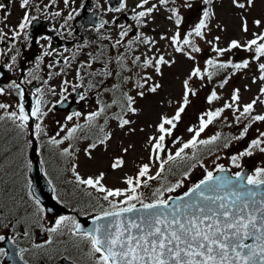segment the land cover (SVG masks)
Instances as JSON below:
<instances>
[{"label": "snow or ice", "instance_id": "1", "mask_svg": "<svg viewBox=\"0 0 264 264\" xmlns=\"http://www.w3.org/2000/svg\"><path fill=\"white\" fill-rule=\"evenodd\" d=\"M74 2L40 0L35 4L34 0H19L23 15L15 25L9 23L11 12L4 11L7 5L0 3L3 12L0 77L9 79L0 86V96L15 97L14 102H0V133H11L0 142V229L12 233L9 239L12 247L7 250L0 247V258L15 261L18 257L22 264H29L26 253L52 257L58 248L65 252L74 248L82 264H264V167L248 172L241 164L245 157H253L256 152L264 154V19L253 18L251 26L249 23L256 0H231V7L237 10L232 15L238 18L243 36L230 39L226 46H221L220 35L209 38L216 17V0H203L202 17L183 32L180 25L184 18L177 0H133L131 4L129 0H115L114 4L105 0L107 7L103 11L113 15L98 19L95 31L99 35L92 41H80L72 49L65 47L58 51L52 46L51 37H41L47 43L36 40L42 54L34 66L26 72L20 69L14 79L7 77L6 73L15 74L19 67L18 43L29 41L28 29L39 18L34 13L63 18L59 27L71 37L74 33L69 22L79 15L72 8ZM58 3L70 9L66 15L63 9L53 11ZM162 11L167 13L165 18L175 30L171 35L160 34L159 39L166 43L159 46V41L144 30L150 29ZM214 27L226 31L219 23ZM200 42L208 45L207 50ZM168 48L171 51H166ZM205 51L210 54L201 64L197 54ZM239 52L247 56L234 59ZM81 54L84 59H79ZM173 54L190 61L191 67L182 81L179 98L166 102L169 106L175 104L172 112L160 113L151 125L154 131L145 142L147 161L136 163L134 172L122 176L123 187L107 186L104 171L82 174L75 162L81 151L78 144L88 141L83 152L91 160L97 148L107 151L113 138V132L107 130L109 121L126 130V134H134L137 128L132 126L133 117L140 113L138 98L144 99L162 88L155 77H162L163 68L176 63ZM49 57L60 58L49 62ZM41 65H45L46 78L37 74ZM70 72L75 83L66 78ZM238 74L246 76L250 84H245L243 90L233 87L225 97L219 90L225 89ZM54 78H59V93L50 84ZM110 79L117 82L108 88L106 81ZM195 80L201 82L202 88L215 86L206 96L210 107L187 127L191 136L183 140L175 135V130L191 103L190 98L197 95ZM34 81L39 83L29 92L26 86ZM85 83L88 90L101 85L97 95L110 93V103L98 99L97 110L86 115L81 112L67 115L65 120L73 123H61L50 134L45 118L56 105L49 107L45 96L59 95L57 104H63L70 88L83 89ZM252 85L257 86L256 92L246 101L243 93L251 92ZM29 95L34 101L30 109L26 107ZM77 96L84 100L86 92H77ZM80 117L83 123L74 122V118ZM101 117L103 122L98 123ZM217 123L235 126L238 134L225 136L216 131L202 138ZM241 141H246L245 147L228 157L232 168L239 169L232 172V168L217 162L220 157L215 153ZM118 146L120 155L112 157L109 164L112 171L126 167L125 157L134 148L133 144ZM30 153L46 156L42 165L59 159L64 167L57 171L71 173L72 179L66 182L74 186V192L82 191L92 198L90 227L69 215L46 223L48 212L28 175L33 167ZM207 156H215L211 167L205 163ZM197 167L202 169V177L186 183ZM44 174L47 176L48 172ZM169 176L175 179L170 180ZM52 190L55 192L56 187ZM93 192L98 195L93 196ZM32 229L46 234L43 242L19 247V239L30 238ZM5 239L6 235H0V241ZM63 259L67 261L68 257ZM81 260L73 259L70 264H81Z\"/></svg>", "mask_w": 264, "mask_h": 264}, {"label": "rangeland", "instance_id": "2", "mask_svg": "<svg viewBox=\"0 0 264 264\" xmlns=\"http://www.w3.org/2000/svg\"><path fill=\"white\" fill-rule=\"evenodd\" d=\"M130 4L133 0H129ZM177 4L180 5V14L184 18L182 24L180 25L181 31L190 30L196 23H198L199 19L202 17V10L204 9L205 5L203 4V0H177ZM191 5L190 7L188 5ZM214 11L216 13V17L212 21V30L209 35V38L215 35L221 36V46H226L227 42L230 39L241 38L243 36L242 33L239 32L238 25L239 20L236 17H233L232 13L237 11L231 7V0H216ZM167 16L166 12H161L157 15L156 20L152 25H150V29L154 28L155 31H150V29H145L144 31L148 32V34L153 35L158 41L159 46H164L165 41L159 39L160 34L167 33L171 35V33L175 30L172 23L168 21L165 17ZM253 18H262L264 19V0H256L255 6L250 10L249 14V23L251 26V20ZM219 23L221 26L226 28L225 32L218 31L214 25ZM203 47L207 50L208 45L200 42ZM166 51H171L168 48ZM207 51L202 54H197L198 62L203 64L204 58L209 55ZM243 52H239L236 54L234 59L239 60L242 57L247 56ZM176 60V63L173 64L171 67H164L163 68V76L162 77H155V82L161 83L162 88L158 90L156 94H148L144 99L138 98L137 107L140 108V113L138 116L133 117L134 123L133 127L137 128V131L134 134H126V130H120L115 127V122H109V131L113 132V138L110 141L107 151L103 150L102 147L97 148L93 152V159H87L84 155L83 149L86 146L87 142L82 141L78 144V147L81 151L78 153V158L75 161L79 164V171L82 174H96L100 171H104L106 173V180L105 183L109 187H123L121 183V178L125 173L131 174L134 172L135 168L134 165L140 162H146L148 158V149L145 146V142L147 136L154 131L151 127L156 120L158 119V115L162 112L171 113L172 109L175 107V104L169 106L166 102L169 100L178 99L182 90V81L186 78V75L189 68L191 67V62L186 60L184 57L180 56L179 54H173ZM72 73L70 72L66 78L75 83L76 81L72 78L70 79ZM201 82L198 80L193 81V87L196 88L197 95L191 97V103L186 109V112L182 118V121L178 125L177 129L175 130V135L178 137H182L183 140H187L190 138L191 134L186 131L187 127L190 124H194L196 122L197 115L208 107H210L206 102V96L209 94V89L214 87V84H209L207 87H200ZM245 84H250V80L244 76H234L232 80L229 82V85L226 86L225 89L219 90L222 95L227 97V95L231 92L233 87H240L243 90V86ZM53 86L56 87L57 93L60 92L59 87V78H56L53 83ZM255 85H252L251 92L243 93L244 99L247 101L255 92H256ZM72 90V89H71ZM69 96V93L66 94ZM106 96V92L104 93ZM45 99L48 100L49 107L52 105L57 104V100L60 99L59 95L52 96L46 95ZM104 101L106 102L105 97H103ZM15 97L9 96V102H14ZM0 102H8L7 96H0ZM219 104L213 105L215 107ZM98 104L97 102H93L92 105L85 106L82 113L85 115L87 113L93 112L97 110ZM80 109V108H79ZM78 109V110H79ZM69 112L59 111L56 110L55 107L49 112L48 116L45 118V125L50 134H54L55 131L59 128L61 123H68L71 125L73 122H68L65 120V117L69 115ZM60 115L61 119L58 120L57 116ZM74 122L75 119H74ZM84 120L78 121V123H83ZM229 123H231V117L229 114ZM143 129V131H140ZM216 131H221L225 136L228 135H237L238 130L233 126L229 128L225 125L217 123L213 126H210L209 129L206 130L204 134H202V138H207L208 136L214 134ZM8 132V131H7ZM11 133L9 132V136ZM3 139V138H2ZM7 138H4L6 140ZM2 141V142H3ZM245 141L241 142H233L232 146L228 149H221L220 151L216 152L215 154L220 157L218 163H222L225 166H229L232 168L229 162V155L235 154L238 150H242L245 147ZM128 146L129 144H133L134 148L132 151L127 154L125 157L127 161V165L123 170L112 171L109 169V164L111 162V158L120 155V147L118 146ZM176 145L175 147H178ZM175 147H173V151H175ZM215 148V146H212ZM259 155V154H258ZM31 159V157H30ZM215 159V156H207L205 158V163L211 167L212 161ZM61 163V162H60ZM247 163L246 157L241 161L242 166L244 167ZM263 160H260L259 164L261 165ZM62 164V163H61ZM63 165V164H62ZM64 166V165H63ZM235 170H239L234 168ZM30 176V173L28 174ZM202 177V169L197 167L193 172L190 178V181L186 183H190L192 181L198 180ZM69 179H72V175L69 172L68 175ZM170 180H174L175 177L169 176ZM155 185H153L154 187ZM146 193L148 190H145ZM98 194L93 192V196H97ZM103 203V201H101Z\"/></svg>", "mask_w": 264, "mask_h": 264}, {"label": "flooded vegetation", "instance_id": "3", "mask_svg": "<svg viewBox=\"0 0 264 264\" xmlns=\"http://www.w3.org/2000/svg\"><path fill=\"white\" fill-rule=\"evenodd\" d=\"M47 2L48 0H44V3ZM109 2L114 4L115 0H109ZM0 3H5L7 5L4 11L11 12V16L9 17V23L15 25L19 21L20 17L23 15V10L20 9L19 7V0H0ZM34 3L39 4L40 0H34ZM97 4L101 5V7L97 8ZM81 5H83V7H81ZM106 7L107 4H105V0H75V2L72 4V8L76 9L79 12V15L75 16V19L69 22L71 30L74 33V35L71 37L67 35L65 29H60L59 27L60 24H63L64 22L63 18H52L43 13H34L38 15L39 18L28 29V33L30 37L29 41H22L21 43H18V47H20L21 49V55L20 57H18L19 67L16 70L15 74L6 73V76L14 79L16 78V76L20 74V69H23L26 72L27 69L34 66V63L38 60L39 56L42 54V49L40 45L36 43V40L40 39L41 37L44 36L51 37V44L58 51H63L65 47L72 49L77 44V42L80 41H92L95 37L99 35L95 31V24L96 22H98V19L100 17L104 19H109L113 15L111 13L105 14L103 9ZM60 9H63L65 15L70 10L69 8H65L62 3H58L57 7L53 9V11ZM0 15H3V12H0ZM121 22H123V16H121ZM53 29H58L59 31L55 32L53 31ZM46 43H47L46 41L40 39V44H46ZM88 50L91 51V48H89ZM69 54L70 53H65V55H69ZM59 58L60 57H49L47 58V60L50 62L52 59H59ZM84 58L85 57L83 56V54H81V56L79 57V59H84ZM41 69L42 70L39 71L37 74L42 78H46L45 65H41ZM71 78L75 80L73 74L71 75L70 79ZM55 79L56 78H54L53 81ZM53 81H50L51 85ZM8 82H9L8 78L0 77V86H4ZM116 82L117 81L110 79L106 81V86L108 88H111L112 84ZM37 83L39 82L34 81L33 84L26 86L29 89V92L34 90V86ZM93 83L96 82L93 81ZM101 87L102 86L98 84L97 88L88 90L87 83H85L83 89H78L76 91H73L70 88L69 96L65 100L67 103H64L62 108L67 109V107H69L68 101L73 100L75 102L74 104H72V106L77 107L76 109H74L73 112L82 113V111L80 110H84L85 106L92 105L93 102L96 103L98 99L104 101L103 97H105L106 102L110 103V93L106 92V96H104L105 92H100L99 95H97V92ZM77 92H86L85 99L80 100L77 96ZM7 99L9 102V96H7ZM31 100L32 98L29 95L27 101H31ZM32 102L34 103L33 100ZM77 105H80V107H78ZM73 112H69V113H73ZM58 119L60 120L61 116H59ZM74 119L75 121L78 120L77 118ZM8 137H9V132L4 131L0 133V142H2L4 138H8ZM244 144L246 145V141ZM45 157L46 156L43 157L40 155L41 160L44 159ZM260 160H263V163L261 165L259 164ZM246 161L247 163H244L245 164L244 167L248 168V172L254 170L256 167H264V154L256 152V154L253 157H246ZM63 215L75 216L78 220L80 219L79 218L80 215H77V213L74 210L67 209V210H61L59 213H55V214L48 213L46 217V223L50 224L51 222L54 221L55 218H58L59 216H63ZM17 231H20V229H17ZM0 235H6V239L4 241H0V247L5 248L6 250L10 249L12 245L10 244L9 239L12 233L9 232L7 229H0ZM45 236L46 234L43 233L42 231L38 229H32V235L30 238L24 239L21 237L19 239V247H29L32 242H43ZM65 256L68 257L67 261L63 259V257ZM25 259L29 261V264H70L71 260L73 259L81 260V257L77 255V250L74 248H70L67 252H65L63 248H58L57 252L52 257L42 256L38 254L34 256L32 253H26ZM0 264H22V262L19 261L18 257L16 258L15 261L11 260L9 257H2L0 258ZM81 264H82V260H81Z\"/></svg>", "mask_w": 264, "mask_h": 264}, {"label": "trees", "instance_id": "4", "mask_svg": "<svg viewBox=\"0 0 264 264\" xmlns=\"http://www.w3.org/2000/svg\"><path fill=\"white\" fill-rule=\"evenodd\" d=\"M103 119L104 118L101 117L98 123H102ZM80 120L82 119L79 118L77 122ZM85 142L88 143V141ZM44 159H47V157H45ZM63 167L64 166L60 163L59 159L52 161L51 164L45 163V168L48 172V177L52 181L53 186L56 187V197H59V201L65 204L68 208L74 210L77 215H88L89 212L93 211L92 207H90L89 205V201L92 198L87 197L82 191L74 192V186L66 182L68 180H71L68 178L69 172L61 173L57 171L58 168L62 169Z\"/></svg>", "mask_w": 264, "mask_h": 264}, {"label": "water", "instance_id": "5", "mask_svg": "<svg viewBox=\"0 0 264 264\" xmlns=\"http://www.w3.org/2000/svg\"><path fill=\"white\" fill-rule=\"evenodd\" d=\"M75 101H69V107H67L69 110L73 111L77 107L72 106ZM64 103H67L66 101ZM31 101L26 102V107L31 108L32 106ZM62 104H60V107ZM80 107V105H77ZM62 108V107H61ZM31 159H32V171H31V178H32V183L33 187L36 191V194L39 196L41 203L44 205L46 208V211L50 214H55L59 213L61 210L66 209L62 204L57 202V200L54 198L53 195V186L52 183L49 184V179L47 176L44 174V169L43 165L41 164V160L38 156V153H31ZM245 171H248V168L246 167L244 169ZM232 172H234L232 170ZM79 221L85 226V227H90L91 226V217H81Z\"/></svg>", "mask_w": 264, "mask_h": 264}]
</instances>
